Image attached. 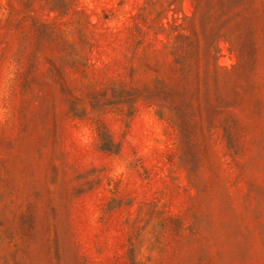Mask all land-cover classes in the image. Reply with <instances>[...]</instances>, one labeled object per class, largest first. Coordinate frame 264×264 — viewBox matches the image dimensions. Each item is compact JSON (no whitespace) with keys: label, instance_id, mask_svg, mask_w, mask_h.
Wrapping results in <instances>:
<instances>
[{"label":"rangeland","instance_id":"374dc122","mask_svg":"<svg viewBox=\"0 0 264 264\" xmlns=\"http://www.w3.org/2000/svg\"><path fill=\"white\" fill-rule=\"evenodd\" d=\"M0 264H264V0H0Z\"/></svg>","mask_w":264,"mask_h":264}]
</instances>
